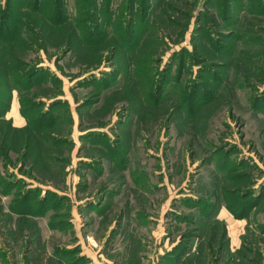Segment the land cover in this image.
I'll use <instances>...</instances> for the list:
<instances>
[{"label": "rangeland", "instance_id": "rangeland-1", "mask_svg": "<svg viewBox=\"0 0 264 264\" xmlns=\"http://www.w3.org/2000/svg\"><path fill=\"white\" fill-rule=\"evenodd\" d=\"M220 210L264 244L263 0H0V264H167Z\"/></svg>", "mask_w": 264, "mask_h": 264}, {"label": "crops", "instance_id": "crops-1", "mask_svg": "<svg viewBox=\"0 0 264 264\" xmlns=\"http://www.w3.org/2000/svg\"><path fill=\"white\" fill-rule=\"evenodd\" d=\"M221 210L214 220L223 221L225 227L213 229L207 226L202 233L197 230L200 239L198 237L194 239L195 241L189 245L188 252L180 258L178 264H256L257 258L259 264H264V244L247 242L249 230L243 226L235 227ZM218 235H221L222 239L217 238Z\"/></svg>", "mask_w": 264, "mask_h": 264}, {"label": "trees", "instance_id": "trees-1", "mask_svg": "<svg viewBox=\"0 0 264 264\" xmlns=\"http://www.w3.org/2000/svg\"><path fill=\"white\" fill-rule=\"evenodd\" d=\"M206 1L207 0H204V2H206ZM211 1H213V0H211ZM199 215H200L201 219H200L199 223H198V221L196 222L197 223L196 224V227H197L196 231L197 230L203 231L208 226V225H204V224H207L206 221L209 217L205 214H199ZM215 222L216 221L214 220V223ZM191 223H194V222H191ZM198 224L200 226H198ZM210 227H212V226H210ZM196 231L183 234L182 241H184L186 243L182 245L180 242L177 245H175L174 248H172V250H169L167 252V255L165 256V258L167 259L166 260L167 264H178V261L180 260V258L188 252L189 245L192 244V242L194 241V238L198 237L200 239V236L196 233ZM202 231H200V232H202ZM190 240H191V242H190ZM188 257H189V255L186 256V258H185L186 261L188 260Z\"/></svg>", "mask_w": 264, "mask_h": 264}]
</instances>
